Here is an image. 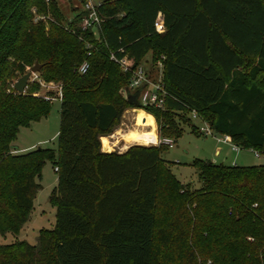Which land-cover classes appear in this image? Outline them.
<instances>
[{
    "label": "trees",
    "instance_id": "1",
    "mask_svg": "<svg viewBox=\"0 0 264 264\" xmlns=\"http://www.w3.org/2000/svg\"><path fill=\"white\" fill-rule=\"evenodd\" d=\"M33 10L49 17L46 25L34 22ZM99 14L96 38L78 29L79 9L68 19L57 0H0L1 237L18 235L29 220L44 164L57 168L54 228L41 230L36 245H0V264H264V165L195 160V187L180 184L158 148L105 153L100 142L109 149L105 137L134 108L125 97L101 98L104 86L123 91L130 79L109 60L113 52L132 68L147 55L153 64L163 57L165 110L143 108L159 139L175 142L183 126L201 136L194 110L241 150L264 151V0H106ZM35 63L43 79L61 84L56 153L14 148L19 129L50 110L12 88ZM144 112L136 113L143 131L127 144L156 143Z\"/></svg>",
    "mask_w": 264,
    "mask_h": 264
},
{
    "label": "rangeland",
    "instance_id": "2",
    "mask_svg": "<svg viewBox=\"0 0 264 264\" xmlns=\"http://www.w3.org/2000/svg\"><path fill=\"white\" fill-rule=\"evenodd\" d=\"M57 3L68 19L72 18L73 9H81V4L78 0H57ZM145 60L144 66L156 77V63H152L150 55H147ZM29 68L30 67L26 68L25 73ZM27 93H32V96L48 101L50 110L46 117L31 123L28 127L19 129L16 141L14 142V148H16V150L18 149L19 154L27 153L37 148L44 150L50 149L56 153L58 149L57 134L60 125L59 100L62 95L61 84L47 82L39 73L34 74L27 83L24 94ZM115 96L124 97V93L121 89L117 91L114 90L110 85L104 86L101 97L103 100H109ZM137 111L128 108L123 112L112 134L105 137L108 140L110 148L104 149L101 141L103 137L100 139L102 152L123 154L130 147L134 146L158 148L161 151V160L169 164L168 167H170L172 174L180 184H192L195 187L199 184L198 173L191 167L192 162L195 160L210 161L214 164L236 165L238 167L264 165V156L256 158L250 150L232 151L227 144L218 142L214 137L196 135L187 126L182 127V135L178 139H174L175 142L171 148L162 144L143 145L134 142L127 144L126 140L130 136L134 135L136 132L143 131V128L136 125ZM150 116L153 118L152 115ZM175 119L177 122L179 121V119ZM153 120L158 141L159 126L154 118ZM190 120L196 127L199 126L198 122L192 119ZM163 135L165 134L162 133V135H160L161 139ZM217 151L219 152L218 155L216 154ZM56 182L57 175L54 170V164L47 161L41 170V177L39 180L41 189L34 199L33 207L29 214V220L25 223L18 235L6 234L4 237L0 236V245L23 241L30 245H36L38 234L41 230H52L54 228L56 210L51 205L49 197L56 186ZM162 186L163 184L161 183L160 188H162ZM163 195V191H161L160 196L162 199H164ZM163 218L164 210L159 207L156 213V228L163 224Z\"/></svg>",
    "mask_w": 264,
    "mask_h": 264
},
{
    "label": "built area",
    "instance_id": "3",
    "mask_svg": "<svg viewBox=\"0 0 264 264\" xmlns=\"http://www.w3.org/2000/svg\"><path fill=\"white\" fill-rule=\"evenodd\" d=\"M50 1L51 0H45L46 3ZM105 1L106 0H84V2L81 4L80 9L81 17L77 24V27L81 32L85 33L90 31L94 33L96 38L98 37V33L103 22V19L99 14V8L105 3ZM33 14L35 15L34 22L43 21L46 23V21L49 19V17L46 15L37 14L36 10H33ZM153 26L156 33L161 34L164 32V26L160 15L157 16ZM162 59L163 57L161 58V60L156 62L157 76L154 77V75L151 74L144 65H139L137 67L132 68L126 56L117 57L115 53H109V60L113 61L116 65H118L123 73H128L130 75L129 82L125 87L126 89H128L129 93L133 94L136 91L140 90L137 98V101L139 102L140 106L139 108L132 109H135L136 111H143V108L150 107L162 111L165 110V100L169 97V95L165 90L162 81ZM87 68V64L84 63L77 67L76 71L80 74H84ZM123 93L125 97V89L123 90ZM190 118L198 122L199 126L197 127V129L202 137H214L218 142L230 146L232 151L241 150L238 146L233 144L230 137L225 135H216L210 128L209 124L201 120L194 110L190 111ZM157 144H162L171 148L173 147L174 142L170 138H162L158 141L156 140V143L153 145ZM250 151L256 158L264 156V151H258L254 149H250ZM54 170L56 172L57 168H55Z\"/></svg>",
    "mask_w": 264,
    "mask_h": 264
},
{
    "label": "water",
    "instance_id": "4",
    "mask_svg": "<svg viewBox=\"0 0 264 264\" xmlns=\"http://www.w3.org/2000/svg\"><path fill=\"white\" fill-rule=\"evenodd\" d=\"M43 65L35 63L32 67L28 69V71L21 76L12 86L13 90L17 94H24L27 83L32 75L40 73ZM139 91H136L133 94H130L128 89L125 88V97L127 103L134 108H139V102L137 101ZM39 149V148H38Z\"/></svg>",
    "mask_w": 264,
    "mask_h": 264
},
{
    "label": "crops",
    "instance_id": "5",
    "mask_svg": "<svg viewBox=\"0 0 264 264\" xmlns=\"http://www.w3.org/2000/svg\"><path fill=\"white\" fill-rule=\"evenodd\" d=\"M145 114H146V113H145ZM147 115H148V114H147ZM149 116H150V115H149ZM216 154L218 155V154H219V152L217 151V152H216Z\"/></svg>",
    "mask_w": 264,
    "mask_h": 264
}]
</instances>
